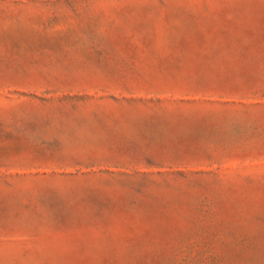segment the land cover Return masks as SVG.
I'll return each instance as SVG.
<instances>
[{"label":"rangeland","instance_id":"rangeland-1","mask_svg":"<svg viewBox=\"0 0 264 264\" xmlns=\"http://www.w3.org/2000/svg\"><path fill=\"white\" fill-rule=\"evenodd\" d=\"M0 264H264V0H0Z\"/></svg>","mask_w":264,"mask_h":264}]
</instances>
